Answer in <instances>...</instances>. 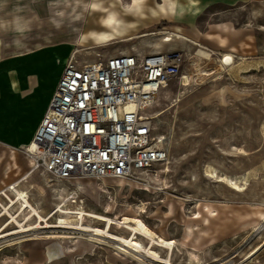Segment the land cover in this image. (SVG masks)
<instances>
[{"label":"rangeland","instance_id":"374dc122","mask_svg":"<svg viewBox=\"0 0 264 264\" xmlns=\"http://www.w3.org/2000/svg\"><path fill=\"white\" fill-rule=\"evenodd\" d=\"M183 1L138 0L139 8L129 0L128 7L121 8L126 14L121 13L116 24L102 20L95 29H89L84 15L96 10L94 4L99 0H0V67L13 65L7 76L12 87L0 78V190L18 183L16 189L27 195L42 218L63 204L66 210L81 209L108 218L135 217L158 236L176 242L171 264H264V221H258L256 215L257 211L264 213V66L251 71L233 67L230 62L226 65L224 59L232 61L229 55L214 56L186 41L180 25L168 15L156 19L155 13L161 8ZM77 6L85 9L78 11ZM73 15L78 16L69 20ZM63 17L68 19L61 23L64 42L52 44L43 38L47 31L36 29L43 20L57 28L52 19ZM68 24L80 28L76 40ZM168 36L172 42H161ZM51 50L63 54L65 64L75 60L79 65L121 55L142 58L168 51L182 55L178 77L158 92L146 112L152 120L153 136L162 139L167 161L123 183L140 187H117V180L112 178L59 181L41 166L19 183L30 171L29 160L33 158L24 147L27 129L33 127L35 132L34 124L49 104V99L36 94L38 79L42 77V86L55 87L53 75L44 72L51 66L46 56ZM199 52L209 57L203 58ZM194 83L199 86L187 89ZM5 132L10 134V145L1 140ZM211 171L233 181L247 177L249 184L245 191L234 192L226 183L206 177ZM73 182L81 183L82 190ZM6 195L10 200L16 197L11 192ZM0 205L7 206L8 199L0 196ZM206 207L213 210V217H207ZM18 212L19 205L10 210L14 217ZM28 215V210L24 211L18 222L26 228L37 226L35 218L25 223ZM197 215L201 218L191 219ZM60 217L55 215L47 223L55 226ZM8 221L7 216L0 219L3 235L18 230L13 224L4 229ZM83 224L103 229L92 219H85ZM187 226L197 229L189 238H185ZM110 232L128 236L122 228L113 227ZM62 233L72 236L69 245L75 252L73 259L64 254L62 240L49 238ZM84 236L75 231L39 229L3 238L0 264H22L24 258L29 259L31 247L39 249L31 264H136L116 259L110 249L79 255L75 245L80 246L76 242ZM137 240L146 246V241ZM152 249L166 257L164 250ZM143 264L159 263L144 257Z\"/></svg>","mask_w":264,"mask_h":264},{"label":"built area","instance_id":"2783aa9c","mask_svg":"<svg viewBox=\"0 0 264 264\" xmlns=\"http://www.w3.org/2000/svg\"><path fill=\"white\" fill-rule=\"evenodd\" d=\"M182 64V55L171 51L65 64L28 149L36 169L59 181L129 180L165 163L146 112Z\"/></svg>","mask_w":264,"mask_h":264},{"label":"bare ground","instance_id":"6f19581e","mask_svg":"<svg viewBox=\"0 0 264 264\" xmlns=\"http://www.w3.org/2000/svg\"><path fill=\"white\" fill-rule=\"evenodd\" d=\"M138 0H132L133 6H137L141 8L142 5H137ZM129 0H99V3L94 4L96 7L95 9L88 10L87 15H84L85 22L87 23V27L89 29H95L97 27L98 21L107 20L112 23H117L121 18H119V15L122 12L121 8L128 7ZM85 6H77V10H84ZM126 14V13H125ZM167 10L166 8H161V12L155 13L156 19L166 17ZM78 15H73L69 20H74L75 17ZM54 24L57 26L55 28L53 25H51L48 21H41L39 22L37 26L38 31H47V34L43 37L47 41H50L52 44L64 42L66 36L63 34L64 26L61 25L63 22L64 24L68 22V19L63 17L59 19H52ZM124 21V20H123ZM81 22V21H79ZM70 27L74 29V38L75 40L80 36V28L77 26H73L68 24ZM35 26V25H34ZM105 38H99V41H102ZM176 39H179V37H176ZM173 39L171 36L165 37L161 40L163 43H169L172 42ZM199 55L203 58H208L209 54L204 52H199ZM47 59L51 62L50 69L44 71L46 75H53V82H57L58 77H56L55 73L61 72V70L65 66L64 62V55L60 52H57L56 50H51V52H47L46 54ZM230 59L226 58L224 60V63L227 65L229 64ZM13 65L12 64H4L0 67V78L2 80H6L7 84L12 87L11 82L8 80L7 76L12 71ZM43 70L42 68H39L36 72H39ZM22 70H19V73H21ZM43 72V75H44ZM38 82L40 83L38 90L36 94L38 96H42L46 99L51 98V95L54 92V88L51 89L49 87L42 86L41 84L44 83L42 77L38 79ZM199 85L196 83L187 86V89L190 88H196ZM40 120V119H39ZM39 120H37L34 124L36 127L39 123ZM28 131V137L27 141L24 144V147L27 148V152L29 153V148L32 146V135L34 134L33 127H29L27 129ZM1 140L4 144L10 145L11 143V137L8 132H5L3 136L1 137ZM29 155H31L29 153ZM29 163L31 165L30 171L25 175L20 181L22 182L29 174L33 173L36 169V159L31 158L29 160ZM206 177L208 178H215L218 179V182H224L228 186L229 189H231L234 192H243L245 191L246 187L249 184V180L247 177L240 176L237 177L234 181L228 178H221L215 175V171H211L207 173ZM103 180V179H102ZM117 187H120L122 185L130 187V185L134 187H140L137 184H130L125 183V180H117ZM75 188L79 191L82 190L83 185L79 182H73ZM18 186L17 184L8 185L5 189L0 190V196H3L8 199V205L7 206H1V212H0V219L4 216H7L9 218V221L4 225V229L9 227L10 225H15L18 230H15L11 233L4 234L3 232H0V240L3 238H7L10 236H16L20 234H26L35 232L39 229H61L64 231H75L77 233L84 234L85 236L82 238H78L79 241L76 242V244L80 245L76 248L79 250V255L82 254V252H88L90 250L96 251V250H107L110 249V255L115 257L116 259H120L123 261L128 262H134L136 264H143L144 263V257H147L154 261L155 263L159 264H171L170 259L171 255L176 247V242L173 240H167L163 238L162 236H158L156 233L148 229L139 219L135 217H122L119 219L114 218H108L104 216H98L95 214H88L85 213L81 209H77L75 211H70L65 209V204L61 206H57L47 217L42 218L38 212L32 208V206L29 204L28 197L25 193L19 192L16 188ZM135 189V188H134ZM143 190H147L146 188H141ZM11 192L16 197L14 200H10L6 193ZM75 203V202H71ZM19 205V212L16 217H14L10 210L11 208ZM28 210L29 215L27 219L25 220V223L31 221L32 218H35L38 220L39 224L35 227H25L23 224L19 223L17 220V217L20 216L24 211ZM257 210V209H256ZM205 213L207 214V217H213V210L206 207ZM258 221H264V213L263 212H256ZM55 215H61V217L58 220L57 225L50 226L47 221L51 219ZM200 215H197L195 217H192V220H198L200 219ZM85 219H92L95 220L98 223H101L103 225V229L93 228L87 225H84L83 222ZM41 223H44V226L41 227ZM204 224L208 223L207 219L203 220ZM258 225V224H257ZM116 227V228H122L128 232V236L126 238H123L121 236L115 235L110 232V229ZM259 229H262V226L259 227ZM192 227L187 226L185 229V238H189L192 233L194 232ZM50 239H58L62 240L64 242V254L67 255L69 258L73 259V255H75V252L72 251L71 246V239L72 236L67 235L65 233L62 234H52L49 236ZM137 238H141L142 240L146 241V246H143L141 242L137 240ZM36 239V237H35ZM107 240L108 242H106ZM35 241V240H34ZM25 246V245H24ZM156 247L160 250H164L166 252V257L162 258L159 253L152 248ZM105 248V249H103ZM39 249L37 247H31L28 249L29 259L24 258V262L22 264H31L36 260V257L38 256Z\"/></svg>","mask_w":264,"mask_h":264},{"label":"crops","instance_id":"0c3cea01","mask_svg":"<svg viewBox=\"0 0 264 264\" xmlns=\"http://www.w3.org/2000/svg\"><path fill=\"white\" fill-rule=\"evenodd\" d=\"M166 10L191 44L229 55L233 67L264 66V0H184Z\"/></svg>","mask_w":264,"mask_h":264}]
</instances>
